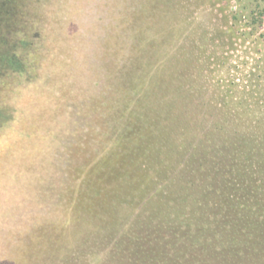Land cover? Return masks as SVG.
<instances>
[{
  "label": "rangeland",
  "instance_id": "374dc122",
  "mask_svg": "<svg viewBox=\"0 0 264 264\" xmlns=\"http://www.w3.org/2000/svg\"><path fill=\"white\" fill-rule=\"evenodd\" d=\"M229 242L264 264V0H0V264Z\"/></svg>",
  "mask_w": 264,
  "mask_h": 264
},
{
  "label": "trees",
  "instance_id": "16d2710c",
  "mask_svg": "<svg viewBox=\"0 0 264 264\" xmlns=\"http://www.w3.org/2000/svg\"><path fill=\"white\" fill-rule=\"evenodd\" d=\"M25 137H26V135H25ZM25 140H26V143L22 144L20 146L21 147V151H23V153H30L31 150H32V145H31L29 140L27 141V138L23 139L24 142H25ZM232 172H233L232 170L225 171L226 174L235 175V174H232ZM245 201H249V200H245ZM245 207H248V206H245ZM235 226H236V223L232 222V225L229 226L230 230L229 231L227 230L228 233H231L233 237H234L233 232L238 231V229ZM242 229L244 230V232L242 231ZM242 229H241V235H242L243 238L245 237L242 240L250 239V237L260 238V236H261V234L258 233L257 230H256V232H254V230L249 229V228L242 227ZM233 244H235V245H233ZM228 245H229L228 247L226 246V248H228V249H226V248L225 249L227 251V254H230L231 258L230 259H226V260L225 259H221V261L217 260V261H220L222 264H258L259 263L256 258L255 259L253 258V254L247 255V257L243 259L242 257H245V253H243V250L240 249V247L239 248L237 247V243H230L229 242ZM232 246H235V247H232ZM239 250L242 251L241 255L237 254L239 252Z\"/></svg>",
  "mask_w": 264,
  "mask_h": 264
}]
</instances>
